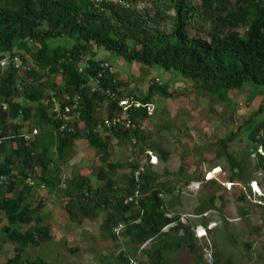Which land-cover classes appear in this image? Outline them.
Returning a JSON list of instances; mask_svg holds the SVG:
<instances>
[{"label":"trees","instance_id":"16d2710c","mask_svg":"<svg viewBox=\"0 0 264 264\" xmlns=\"http://www.w3.org/2000/svg\"><path fill=\"white\" fill-rule=\"evenodd\" d=\"M120 1L0 0V60L18 57L27 67L21 71L0 66V243L12 251L0 264H47L23 258L27 249L53 240L36 186H44L48 195L57 192L73 226L95 222L103 214L102 230L112 243L128 239L133 256L139 258L132 260L121 252L116 257L119 264H184L170 256L178 251L193 254L196 264H207L202 259L206 245L199 244L193 233L197 223L180 222L174 199L166 200L176 189L162 182L148 162L147 151H157L164 162L170 154L146 133L149 106L155 97L171 99L177 92L155 78L145 93L128 92L126 82L101 68L108 61L97 59V52L103 50L145 71L174 73L190 82L199 96L225 101L244 85L264 86V0ZM97 78L99 90L93 91ZM125 100L129 104L124 108ZM54 102L77 104L70 125L74 131H60L61 122L52 113ZM123 112L131 127L105 126ZM250 127L249 141L264 145V135L256 139L264 132V122ZM34 128L38 134L26 140L23 135ZM235 136L229 133L216 143L226 158L229 183L242 179L243 172V163L230 150ZM79 141L95 152L92 164L98 186L70 163ZM126 145L131 158L124 166L115 161L114 148ZM258 166L264 174V157H258ZM124 167L128 174L121 186L117 172ZM185 167L182 159L179 176ZM141 168L136 180L134 173ZM29 176L34 187L25 183ZM136 191V203H125ZM207 199L196 215L222 201L217 191ZM239 199L245 196L241 193ZM119 224L124 229L116 235L113 229ZM201 224L206 226L207 221ZM77 250L71 247L70 252ZM212 259V264H233L218 252H212Z\"/></svg>","mask_w":264,"mask_h":264},{"label":"rangeland","instance_id":"374dc122","mask_svg":"<svg viewBox=\"0 0 264 264\" xmlns=\"http://www.w3.org/2000/svg\"><path fill=\"white\" fill-rule=\"evenodd\" d=\"M67 46H71V43ZM96 58L112 65L116 78L128 84V92L138 95L145 93L152 78L167 84L170 91L177 92L178 95L171 99L155 97L149 106L150 116L144 122L146 133L152 140L170 150L167 162L161 159L157 151H151L158 158V164L152 165L153 171L160 175L162 182L166 181L176 189L166 200L174 199V210L181 223L189 219L194 223L206 220L207 225L217 224L213 234H208L202 243L198 241L199 244L205 243L212 252H219L214 250V245L233 264H264V196H254L244 187L246 184L251 190L250 181H253L259 183L264 191V174L258 169V158L248 156L256 147L248 139L250 126L253 122H264V86L244 85L239 91L229 93L225 101H219L199 96L192 90L190 82L174 73H165L157 68L145 71L138 65L126 64L103 50L97 52ZM249 119L251 123L248 124L246 122ZM229 133L236 135L230 144V150L235 159L243 163L242 179H236L234 183L227 181L226 158L221 156L223 150L211 143L215 138H224ZM177 137L186 139L177 143ZM114 150L115 161L125 166L131 158L129 147H115ZM184 154L191 156L186 162ZM94 157V150L85 141H79L70 163L82 173L90 175L95 171L92 164ZM182 159L188 167H185L183 176H179L178 169ZM190 168L192 172L188 173ZM219 170L222 172H218ZM127 174L126 167L117 172L122 186L123 177ZM216 191L221 192L222 201L215 202L213 209L202 214L201 218H191V215L199 216L195 210L207 203V198ZM37 192L39 199L45 198L44 206L50 201L49 197L56 198L55 191L51 195L41 189ZM241 193L245 196L243 201L239 199ZM52 208L53 213L60 212L59 205ZM244 210L246 215L242 213ZM44 211L45 207L41 210L42 215ZM58 217L53 220L45 218L46 223L53 227L50 229L53 240L45 246L27 249L23 258L43 259L47 264H119L116 257L122 252L132 260L139 259L133 256L128 239L121 238L118 244L112 243L109 235L102 230L103 218L94 223L86 222L82 228L69 224L67 220L64 223ZM4 225L5 222L2 226ZM89 226L91 228L87 230ZM168 227L163 231L166 232ZM71 247H77L78 250L70 252ZM147 247L145 245L143 249L146 250ZM11 254L9 246L2 247L0 261L5 262ZM170 256L180 258L184 264H196L194 255L187 251H178Z\"/></svg>","mask_w":264,"mask_h":264},{"label":"built area","instance_id":"2783aa9c","mask_svg":"<svg viewBox=\"0 0 264 264\" xmlns=\"http://www.w3.org/2000/svg\"><path fill=\"white\" fill-rule=\"evenodd\" d=\"M96 3H101L103 0H92ZM112 2L118 3L121 2L120 0H111ZM12 65L14 66L16 69L21 70V71H25L27 70V67L23 64V62L18 58V57H13L11 58L10 55H6L2 60H0V66H9ZM101 68L103 69H109L111 72H114L113 69L110 68V64L109 63H102ZM92 84L94 86L93 91L95 90H99L98 85L100 84L99 78L94 79L92 81ZM129 104V100H125L121 106L122 107H127ZM77 109V104H73V105H61L57 102H54L53 105V109H52V113L54 115V119H56L57 121L61 122L60 124V131H68V132H72L74 131L73 126L71 125V121L74 120L75 118V110ZM117 124H122L125 128H129L132 126L128 114L126 112H123L121 116L113 118L111 121H107L105 122V126L106 127H113ZM38 134V130L36 128H34L31 132V134H24L23 137L28 140L31 136L37 135ZM264 135L263 131L259 132V135L256 137L257 140H260ZM255 151L252 152L250 154L251 158H258L260 157H264V145L263 144H257L255 145ZM130 150V148H129ZM131 151V150H130ZM147 155L149 156V160L148 162L153 165L156 166L158 164V158L155 154H153L151 151H147ZM143 171V169L141 168L140 170L136 171L134 173V177L136 180H138L139 174L140 172ZM28 186L34 187V181L32 180V177H28L26 182H25ZM256 185V186H255ZM36 190L37 191H41L45 189L44 186H36ZM250 188H251V193L254 196L257 197H263L264 196V191L260 190L257 187V183L256 182H251L250 183ZM139 193L138 191H136L134 193V195L129 196L125 203H136L135 199L138 197ZM160 198H163L162 195H160ZM42 201H45V198H42ZM168 218L171 217V215H166ZM191 218H201V216H193L191 215ZM187 221H184L183 224H186ZM216 223H210L208 224L206 227H204L201 223L197 224L194 228H193V233L196 236L197 240L202 243V241L208 237V234L210 231L214 230L216 228ZM124 229V225L119 224L116 228L113 229V232L116 235H119ZM2 248V245L0 243V250ZM202 259L207 263V264H212V252L208 249V248H204L203 252H202Z\"/></svg>","mask_w":264,"mask_h":264},{"label":"crops","instance_id":"0c3cea01","mask_svg":"<svg viewBox=\"0 0 264 264\" xmlns=\"http://www.w3.org/2000/svg\"><path fill=\"white\" fill-rule=\"evenodd\" d=\"M225 138V137H224ZM186 139V137L185 138H180V137H177V143H179V142H184V140ZM222 139V138H221ZM219 140V138H215V140L213 141V142H211L212 144H216L217 143V141ZM187 141V140H186ZM156 142V141H155ZM79 143V142H78ZM77 147V146H76ZM230 149H231V147H230ZM194 150H195V148H194ZM167 151L170 153V150L169 149H167ZM232 153V152H231ZM238 153H240V151L238 152ZM252 153V152H251ZM250 153V154H251ZM170 155V154H169ZM185 155V162H186V159H189L191 156L189 155V154H184ZM233 155V154H232ZM248 156H250V155H248ZM236 158V157H235ZM250 158H251V156H250ZM205 160L207 161V159L205 158ZM192 168H190V170H188V173H191L192 171ZM235 171H236V169H235ZM237 172V171H236ZM94 173H92V174H90L89 175V180H90V183L93 185V186H98L100 183L99 182H97L96 181V179H95V177H94V175H93ZM94 180V181H93ZM227 182V181H226ZM250 182H253V181H250ZM257 183V182H256ZM120 185H121V183H120ZM245 186H246V184H244ZM257 185H258V187L261 189V186L259 185V183H257ZM122 186V185H121ZM244 186V187H245ZM256 186V185H255ZM221 191V190H220ZM57 193V192H56ZM221 194V192H218L217 191V195H220ZM49 197V196H48ZM57 197V196H56ZM50 198V201L48 202V204H46V206H45V211H44V213H43V215H45L46 216V218H51L52 220L53 219H56V217L57 216H59L58 217V219L59 218H62L63 219V222L65 223V220H66V216H65V213L63 212V210H62V208H61V200H57V198H54L53 196L52 197H49ZM216 202H218V201H216ZM220 202V201H219ZM60 206V212H57V213H53L51 210H54L52 207H54L55 206V208H56V206ZM200 216V215H199ZM99 218H104V215L102 214V215H100V217ZM50 223V222H49ZM94 223V222H93ZM92 224V223H91ZM197 224H199V223H197ZM174 224H171V226H169L168 228H170V227H172ZM217 225V224H216ZM82 226H85L84 224L82 225ZM82 226H80V227H82ZM55 228V227H54ZM83 228V227H82ZM89 228H91L90 226L89 227H87L86 229L87 230H90ZM50 229L52 230L53 229V227H50ZM215 230V229H214ZM213 232L214 231H211V232H209V234H213ZM146 245H148V244H146ZM148 248V247H147ZM213 248H214V250H218L219 252L218 253H220V251L221 250H219L218 248H216L214 245H213ZM145 249V248H144ZM216 252V251H215Z\"/></svg>","mask_w":264,"mask_h":264},{"label":"clouds","instance_id":"9594fccd","mask_svg":"<svg viewBox=\"0 0 264 264\" xmlns=\"http://www.w3.org/2000/svg\"><path fill=\"white\" fill-rule=\"evenodd\" d=\"M149 160V159H148ZM251 183V182H250ZM257 187H258V185H257ZM259 188V187H258ZM249 189V188H248ZM260 189V188H259ZM261 190V189H260ZM250 193H251V190H250ZM260 198V197H259ZM203 225V224H202ZM169 226H171V225H169ZM204 226V225H203ZM204 227H206V226H204ZM217 227V226H216ZM213 231V230H212ZM211 232V231H210Z\"/></svg>","mask_w":264,"mask_h":264},{"label":"water","instance_id":"95a60500","mask_svg":"<svg viewBox=\"0 0 264 264\" xmlns=\"http://www.w3.org/2000/svg\"><path fill=\"white\" fill-rule=\"evenodd\" d=\"M236 171H237V169H236Z\"/></svg>","mask_w":264,"mask_h":264}]
</instances>
